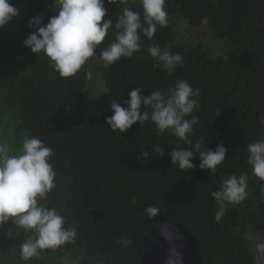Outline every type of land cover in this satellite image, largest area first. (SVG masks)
I'll return each mask as SVG.
<instances>
[{
  "label": "trees",
  "instance_id": "obj_1",
  "mask_svg": "<svg viewBox=\"0 0 264 264\" xmlns=\"http://www.w3.org/2000/svg\"><path fill=\"white\" fill-rule=\"evenodd\" d=\"M10 2L19 15L0 28V145L5 146L10 127L18 140L39 138L53 150L49 163L56 172L55 187L38 204L55 209L76 237L25 260L20 246L34 241L36 233L9 221L0 226V264H64L66 258L72 264H140L150 228L149 206H161L167 220L183 222L199 237L202 264H257L248 236L264 237V181L253 175L248 145L264 140V0H165L168 26L157 25L152 38L138 30L141 51L110 68L95 58L116 40L118 17L127 7L139 12L144 23V10L141 0H105V19L112 20L113 28L94 57L67 78L52 67L50 58L23 44L35 31L29 19L41 16L47 23L59 4ZM180 20L184 26L178 34ZM202 25L208 30L192 33ZM214 37L228 41L227 50L217 57L204 48ZM153 45L180 54L181 64L166 70L150 55ZM95 76L99 85L90 87ZM180 80L200 93L192 114L199 117L190 136L193 145L170 130L159 133L151 120L124 133L113 132L105 122L113 115V99L126 106L135 88L145 96L168 94ZM142 110L151 113L150 108ZM197 140L204 144L201 150L221 143L227 148L214 175L198 167L195 152L197 167L192 170L171 162L174 148L191 149ZM155 146L164 154L153 153ZM232 175L247 177V196L238 204L224 202V215L217 220L221 205L212 193Z\"/></svg>",
  "mask_w": 264,
  "mask_h": 264
},
{
  "label": "clouds",
  "instance_id": "obj_2",
  "mask_svg": "<svg viewBox=\"0 0 264 264\" xmlns=\"http://www.w3.org/2000/svg\"><path fill=\"white\" fill-rule=\"evenodd\" d=\"M116 4L117 0H107ZM126 3L127 0H119ZM143 7V22L141 14L125 7L123 15L118 17L115 28L116 40L104 48L98 62H104V67L110 68L122 57L131 58L141 51L140 34L138 30L152 38L156 27L168 26V13L164 9L165 0H141ZM59 11L51 16L47 23L41 16L29 19V28H34L24 39L23 44L31 52L43 53L50 58L52 67L61 77L67 78L77 74L90 58L94 57L96 49L104 42L108 30L113 28L111 19H105L107 9L105 0H55ZM19 10L10 0H0V28L6 26L16 16ZM153 58L162 62L163 67L171 72L181 64L182 56L162 51L159 45L149 48ZM159 66V64L157 65ZM96 77V76H95ZM94 77H90V82ZM91 87V86H90ZM142 89L135 88L128 93L124 105L117 99L111 101L113 111L111 117H105V122L113 132L124 133L134 124L142 127L146 121L154 122L158 132L170 130L173 135L184 143L193 145L190 138L193 126L199 122V117L192 115L199 107L196 97L199 89H193L189 82L180 80L168 94L160 91L149 95H141ZM151 109V113L142 109ZM191 116V119L186 117ZM204 144L197 140L191 149L174 148L170 153L172 164H178L180 169H194V152L199 154L198 167L216 173L217 166L226 158L227 148L221 143L215 149L203 148ZM250 153L248 163L252 165L253 175L264 181V140L248 145ZM19 156L6 155V149L0 145V226L11 221L15 226L26 231L34 230L36 239L23 243L21 256L28 260L38 255V250L56 249L67 243H72L76 237L75 229L65 228L64 217L55 209H49L38 204V200L47 198V194L55 187L56 172L50 157L53 150L46 147L39 138H26ZM153 153L164 154L159 146L153 147ZM148 157V153L144 152ZM247 177L235 175L224 180L220 189L212 193L213 198L221 205L215 213L219 220L225 212L224 202L238 204L247 196ZM146 213L155 215L157 208L149 206ZM7 235L12 236L10 230Z\"/></svg>",
  "mask_w": 264,
  "mask_h": 264
},
{
  "label": "water",
  "instance_id": "obj_3",
  "mask_svg": "<svg viewBox=\"0 0 264 264\" xmlns=\"http://www.w3.org/2000/svg\"><path fill=\"white\" fill-rule=\"evenodd\" d=\"M155 208L140 264H202L199 237L183 222L167 220L161 206Z\"/></svg>",
  "mask_w": 264,
  "mask_h": 264
},
{
  "label": "rangeland",
  "instance_id": "obj_4",
  "mask_svg": "<svg viewBox=\"0 0 264 264\" xmlns=\"http://www.w3.org/2000/svg\"><path fill=\"white\" fill-rule=\"evenodd\" d=\"M20 9H21L20 12H22L23 9L25 10V7L21 6ZM183 26H184V24L180 20L179 21V28H177L178 34L182 33ZM205 30H208L207 27L202 25V26H199V27L193 29L192 33H196L197 31H205ZM208 37H209V33L203 37V40L205 42H207V40L209 39ZM213 40H214L213 42L206 44L207 47L204 45V48L208 52L209 56L217 57V56L223 54L227 50L228 41L225 39H219L216 37H214ZM213 44H217V46H213ZM99 81H100V78L98 76L92 78V80L90 82V86L91 87L93 85L98 86ZM8 128L10 129L11 134L9 133L8 130H5V137H6L5 141H4L5 142L4 148L6 149L5 154L9 155V156H19L20 154H22L21 149L23 146V142L26 138H22V140H18V138L15 136L14 131H12V129L10 127H8ZM2 130H0V140L2 139V136H1ZM248 245L252 248V250L255 253V256L257 258V264H264V237L259 236V235L250 234L248 236ZM64 264H72V259L66 258L64 260Z\"/></svg>",
  "mask_w": 264,
  "mask_h": 264
}]
</instances>
